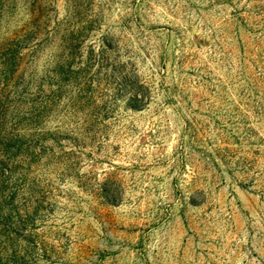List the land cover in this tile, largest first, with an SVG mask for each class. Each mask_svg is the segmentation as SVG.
Here are the masks:
<instances>
[{
  "label": "rangeland",
  "instance_id": "rangeland-1",
  "mask_svg": "<svg viewBox=\"0 0 264 264\" xmlns=\"http://www.w3.org/2000/svg\"><path fill=\"white\" fill-rule=\"evenodd\" d=\"M0 264H264V0H0Z\"/></svg>",
  "mask_w": 264,
  "mask_h": 264
}]
</instances>
